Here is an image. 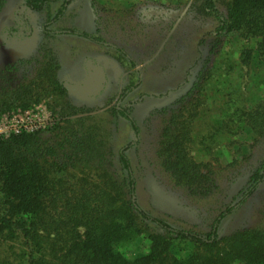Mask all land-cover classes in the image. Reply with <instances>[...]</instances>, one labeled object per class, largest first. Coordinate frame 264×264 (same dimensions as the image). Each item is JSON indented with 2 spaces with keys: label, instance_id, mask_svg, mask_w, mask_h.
<instances>
[{
  "label": "trees",
  "instance_id": "1",
  "mask_svg": "<svg viewBox=\"0 0 264 264\" xmlns=\"http://www.w3.org/2000/svg\"><path fill=\"white\" fill-rule=\"evenodd\" d=\"M5 1L0 0V9ZM70 1L22 0L21 8L39 12L60 2L53 17L58 20ZM166 3L178 10L187 7L186 14L212 24L199 40L210 38V44L195 81L171 106L157 111L160 167L175 187L197 198L212 194L216 186L212 163L196 158L195 150L215 160L213 145L219 139L237 151L259 145V167L235 204L214 219L207 235L176 228L137 201L127 150L138 142L139 128L129 108L112 106L92 113L96 108L72 102L69 95L88 94L60 79V64L49 49L36 60L32 76L16 84L10 83L16 64L30 60L5 64L0 66V118L42 101L54 111L59 107L60 118L44 130L0 136V264H264V228H243L220 238L216 232L221 220L264 179V0ZM18 15L14 13V20ZM17 31L10 26L8 36ZM231 40L243 45L227 51ZM109 48L117 53L109 55L119 62L127 59L121 48ZM129 64L135 67L133 61ZM95 70L100 83L104 69ZM137 86L138 81L130 79L120 100ZM210 103L215 109L212 123L196 131ZM120 119L128 122L133 139L117 149Z\"/></svg>",
  "mask_w": 264,
  "mask_h": 264
},
{
  "label": "rangeland",
  "instance_id": "2",
  "mask_svg": "<svg viewBox=\"0 0 264 264\" xmlns=\"http://www.w3.org/2000/svg\"><path fill=\"white\" fill-rule=\"evenodd\" d=\"M166 1L71 0L64 15L54 20L60 2L49 3L35 12L21 8L22 0H6L0 9V66L30 60V63L16 64L18 70L10 82L16 84L25 75L32 76L36 60L49 49L60 64V79L84 83L80 88L86 94L92 90L95 78L80 66L86 59L96 58L105 68L109 83L106 79L100 85L102 93L97 91L95 95L85 96L80 90L82 94H71L69 99L96 108L92 113L112 106L129 108L139 128L138 142L127 150L136 176L138 203L151 215L176 228L194 230L205 236L218 214L235 204L249 175L259 167L263 148L256 145L251 149L244 146L239 151L227 149L225 140L219 139L221 142L213 145L214 155H218L215 160L195 150L196 158L209 160L214 171L216 188L203 198L189 196L185 190L175 187L160 167L156 147L161 119L157 111L171 106L195 81L210 44V38L204 42L199 40L212 24L208 19H195L186 14L187 7L178 10ZM15 12L19 13L16 20ZM12 25L18 31L9 37ZM74 32H85L98 40ZM242 45L243 42L234 40L227 51ZM109 47L121 48L127 59L119 62L111 58L108 52L113 55L116 52ZM130 61L137 67H131ZM235 72L243 74L238 68ZM130 79L139 84L134 92L120 100L121 89ZM47 104L40 103L46 110L44 115L60 118V108L54 111ZM211 106L212 103L208 104L207 117L197 122L196 131L207 130V124L212 123L215 109ZM29 111L37 110L34 107ZM13 112L9 113L11 117ZM238 138L244 140L243 136ZM130 139H133L132 130L125 119H120L115 133L116 148L125 146ZM259 227L264 228V179L250 197L221 220L216 232L220 238L235 230Z\"/></svg>",
  "mask_w": 264,
  "mask_h": 264
},
{
  "label": "built area",
  "instance_id": "3",
  "mask_svg": "<svg viewBox=\"0 0 264 264\" xmlns=\"http://www.w3.org/2000/svg\"><path fill=\"white\" fill-rule=\"evenodd\" d=\"M36 108V112H30L32 108ZM28 110H15L14 116H10L9 113L3 115L0 118V136L7 137L11 133H18L20 131H37L46 127H50L54 124L55 118L52 116L44 115L46 113L45 108H42L40 104L34 106ZM42 111V116H41ZM40 112V113H39Z\"/></svg>",
  "mask_w": 264,
  "mask_h": 264
},
{
  "label": "flooded vegetation",
  "instance_id": "4",
  "mask_svg": "<svg viewBox=\"0 0 264 264\" xmlns=\"http://www.w3.org/2000/svg\"><path fill=\"white\" fill-rule=\"evenodd\" d=\"M80 33V32H79ZM112 58V57H111ZM87 60V61H86ZM85 60V62L83 61L82 63H83V65L82 66H80V68L81 67H83V70L86 68V70H87V73H89V75L91 76H94V78H95V86H94V88H93V90H92V94L91 95H95L96 94V92L98 91H100V85H103V82H106V79H107V83H109V77L107 76V74L105 75V73H106V70H105V68L101 65L102 63H100L96 58L95 59H92V58H88V59H86ZM96 66H101L102 67V69H104V74H103V76H102V79H101V82L99 83V82H97L96 81V77H95V75H96V73H95V69H96ZM135 67H137V65H135ZM138 69V68H137ZM138 71V70H137ZM61 80H63L67 85H74V86H81L82 84H84V83H79V81H73L72 79H70V78H64V79H61ZM114 81V80H113ZM138 84H139V82H138ZM121 91H122V89H121ZM87 92V91H86ZM101 93H102V91H100ZM134 92V91H133ZM120 94H121V92H120Z\"/></svg>",
  "mask_w": 264,
  "mask_h": 264
},
{
  "label": "water",
  "instance_id": "5",
  "mask_svg": "<svg viewBox=\"0 0 264 264\" xmlns=\"http://www.w3.org/2000/svg\"><path fill=\"white\" fill-rule=\"evenodd\" d=\"M94 86H95V84L93 85L92 90H93ZM92 90H90L88 93H93ZM86 93H87V92H86ZM88 93H87V94H88Z\"/></svg>",
  "mask_w": 264,
  "mask_h": 264
}]
</instances>
